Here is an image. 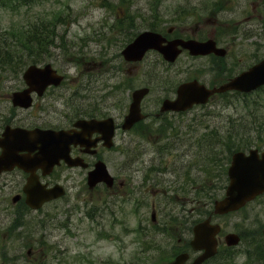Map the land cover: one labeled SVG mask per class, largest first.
Here are the masks:
<instances>
[{"label": "rangeland", "instance_id": "obj_1", "mask_svg": "<svg viewBox=\"0 0 264 264\" xmlns=\"http://www.w3.org/2000/svg\"><path fill=\"white\" fill-rule=\"evenodd\" d=\"M42 1L27 8L29 21L59 17L62 24L41 61L66 75L64 90L50 93L49 116L54 119L60 112L102 119L112 116L118 127L127 112L130 93L147 86L150 93L141 108L148 118L131 131L118 128L111 151H101L100 159L109 173L123 182L121 189L116 184L117 197L108 199L105 186L88 190L86 175L68 179L65 196L43 210L41 220L47 223L46 229L35 227L30 217L26 227L32 228L33 235L23 241L0 229V264H166L177 253L190 251L193 225L207 218L213 201L223 195L222 185L227 184L221 180L222 166L226 174L230 159L226 161V153L217 148V165L213 169L205 166L207 153L194 144L195 136L204 131L210 136L229 132L239 145H246L240 146L241 151H264V87L248 94L228 93L190 111L155 118L161 101L172 99L180 83L202 76L205 58L180 56L175 64L167 65L150 52L142 62L130 64L121 53L146 30L166 33L173 28L172 38L182 34L190 40L211 38L227 29L218 20L250 21L255 8V49L259 58H264V2ZM213 5L220 8L218 20L213 17L218 12ZM24 11L0 14V31L21 25L19 22L28 19L23 17ZM231 33L230 26L228 35ZM197 193L203 195L198 198ZM152 203L157 207L155 224L150 220ZM0 221L12 222V211L0 213ZM212 222L221 226L222 240L230 232L264 238V195L241 211L214 217ZM21 242L27 244L19 252ZM220 247L219 255L204 264H219L222 258L227 264H262L251 257L252 246L240 243L227 250L220 243ZM28 248L42 249L40 256L29 259Z\"/></svg>", "mask_w": 264, "mask_h": 264}, {"label": "water", "instance_id": "obj_2", "mask_svg": "<svg viewBox=\"0 0 264 264\" xmlns=\"http://www.w3.org/2000/svg\"><path fill=\"white\" fill-rule=\"evenodd\" d=\"M178 46L188 50L191 55H206L214 49V43L211 40L205 43L193 40L186 42L172 40L166 42L159 33L144 31L128 44L121 54L126 62H139L147 51L155 50L162 55L165 61L172 63L181 52L177 48ZM22 77L29 88L15 93L13 104L24 108L30 106V91L33 90L38 95H41L47 86H57L62 80V77L58 76L49 64L43 67L31 65L24 71ZM263 85L264 61L230 80L228 83L211 90L205 88V86L199 84L197 81L182 83L177 87L176 98L174 100L165 99L161 104L159 113L183 112L193 105L205 104L214 93L227 91L248 93ZM148 92V88H140L132 92L128 114L124 117L121 126L123 130H129L135 123L144 119L140 103ZM75 126L81 130L80 132L74 131V134H70L67 131L37 130L35 133H41L42 138V153L38 159L46 160L51 164L57 162L58 159H66L65 161L69 166H77L78 159H69V147L71 144H85L87 140H84V136L91 133H99L101 136L96 140H103L105 147L110 148L112 146L114 127L111 118L102 121L94 119L90 121L80 120L76 122ZM38 139H35L36 144L38 143ZM96 140L93 141V146H95ZM86 145L90 146V143L87 142ZM4 159L5 156L3 155L0 158V166H2ZM227 178L228 184L225 188L224 196L213 204L212 213L214 215H226L238 211L257 196L264 193V151L259 153L256 149H251L248 151V154L240 151L233 153L227 169ZM98 183H104L107 187H111L113 184L112 177L107 172L105 164L101 161L97 162L94 165V169L87 175V186L89 189H92ZM63 194V190L58 186L39 192L37 187L30 185L27 189L26 204L32 209H38L44 202L57 199ZM210 219L211 217H208L193 226V237L190 241V246L193 251L201 252V254L191 264H202L217 252L218 242L216 236L220 231V227L218 224H211ZM224 241L227 246L232 247L239 243L240 238L237 234L229 233L225 236ZM188 258V254H179L171 264H184Z\"/></svg>", "mask_w": 264, "mask_h": 264}, {"label": "flooded vegetation", "instance_id": "obj_3", "mask_svg": "<svg viewBox=\"0 0 264 264\" xmlns=\"http://www.w3.org/2000/svg\"><path fill=\"white\" fill-rule=\"evenodd\" d=\"M253 2L252 0L251 3ZM252 11L253 14L250 17L252 19L238 23L236 25L238 29L233 27L234 24H226L227 29L212 34L210 39L214 40L215 46L221 48L224 54L218 55L210 53L206 56L191 57L186 51L182 52L181 56L190 59L205 58L204 64L206 68H203L204 72L202 76L196 78L200 83L210 88L218 87L231 78L247 71L261 60L259 58V52L255 49L254 42L258 36V26L254 23L256 9L253 8ZM230 26L231 31L234 29L235 31L228 35ZM179 38L186 39L187 36L182 34V37ZM10 83L14 85L9 86ZM8 87L9 89H6ZM63 87V84L58 87L50 86L42 96H36L35 93H32L31 106L23 109L14 106L12 98L14 92L26 88L24 81L20 78H5L0 81V91L2 92L0 93V156L5 155L9 157L0 167V213L11 210L13 215L12 222L0 221V229L2 231L1 233L12 234V236L14 234L15 237H18L22 241L33 235L30 232L32 228L26 227L29 226L27 225L29 222L26 219L30 217L32 220L31 223L35 227L46 229L47 223L41 220L43 210L49 204L58 201L53 200L44 203L40 209L32 210L25 203L28 181L32 179L34 184L38 183L39 188L42 190L59 185L67 192L68 179L74 176L83 179V175L87 176V173L94 167V164L102 160L100 159L101 151L105 150L100 142L97 143L95 152H90L93 150L88 149L86 146H71L70 156L80 159L81 165L85 163V167H69L65 162L60 161L52 168H49L46 163L40 162L39 160L32 161V158L38 154L37 147L39 146L31 135L32 131L35 129L74 130V123L78 119H92V117L67 116L63 112H60V116L57 115L54 119L49 116L51 112L49 109L52 102L50 100V93L64 90ZM213 99L211 98L209 102ZM61 119L63 120L60 121ZM97 137L98 134H92L90 140H94ZM116 184L120 189L123 186L122 181L114 179L113 186L104 191L105 195H108V199H113L118 196L119 189L115 190ZM101 186L103 184H99L96 187L101 188ZM156 208L155 204L152 203L151 210L152 212L154 211V215H156ZM35 219H37L36 222L33 221ZM31 240H34V238L28 240V242ZM25 244L27 243L21 242V244H18L22 247L18 248L19 252L22 251ZM39 251H42V249L39 248L34 251L28 248L26 255L29 259L32 257L36 258L35 255L40 256Z\"/></svg>", "mask_w": 264, "mask_h": 264}, {"label": "trees", "instance_id": "obj_4", "mask_svg": "<svg viewBox=\"0 0 264 264\" xmlns=\"http://www.w3.org/2000/svg\"><path fill=\"white\" fill-rule=\"evenodd\" d=\"M38 1L43 3L42 0H0V14L5 11H12L11 13L20 12L22 9H27ZM23 17H29L28 21L25 20L23 23L19 22L21 25L17 28L0 31V75L2 73L11 72L12 76H17L22 72L25 66L43 62L41 60L45 58L48 48L54 44L57 36L56 28L58 24H62L59 17H55L48 21L40 20L38 22L29 21L31 18L28 13L23 14ZM47 38H49L48 43ZM214 134V136H210L208 132L204 131L202 134L199 132V136H195L193 141L194 144L196 143L197 146L201 148V152L207 153L206 157L203 159L205 160L204 165L212 167V169L217 165L218 155L220 154L216 151L217 148L221 149L220 152L226 153L227 156H225V159L228 161L233 152L240 151L243 149L242 147L246 146L239 145V142H236V138L231 137V133L229 132L227 135ZM226 136H228V139ZM205 172H208V170ZM221 180L227 182L224 166H222ZM224 188L222 185V189ZM207 191H210V189ZM201 195L203 194L197 193L198 198L201 197ZM241 238L243 245L249 248L252 246L251 257H254L256 261L264 264L263 236L256 239L248 238L241 234ZM218 255L219 252L216 256ZM220 261L219 264H227L226 260L223 258Z\"/></svg>", "mask_w": 264, "mask_h": 264}]
</instances>
